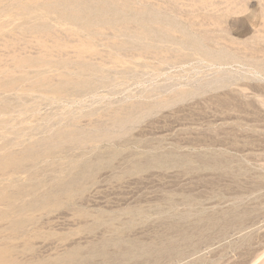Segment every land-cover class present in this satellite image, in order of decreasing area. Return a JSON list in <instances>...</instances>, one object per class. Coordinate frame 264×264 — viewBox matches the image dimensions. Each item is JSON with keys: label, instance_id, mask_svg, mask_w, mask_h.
<instances>
[{"label": "rangeland", "instance_id": "374dc122", "mask_svg": "<svg viewBox=\"0 0 264 264\" xmlns=\"http://www.w3.org/2000/svg\"><path fill=\"white\" fill-rule=\"evenodd\" d=\"M263 113L264 0H0V264H264Z\"/></svg>", "mask_w": 264, "mask_h": 264}, {"label": "bare ground", "instance_id": "6f19581e", "mask_svg": "<svg viewBox=\"0 0 264 264\" xmlns=\"http://www.w3.org/2000/svg\"><path fill=\"white\" fill-rule=\"evenodd\" d=\"M237 102H238V101H237ZM226 103H227V102H226ZM228 103H230V100L228 101ZM232 103H233V102H232ZM232 103H230V104H232ZM244 103H245V101H244ZM245 104H246V103H245ZM247 104H248V103H247ZM225 105H227V104H225ZM228 105H229V104H228ZM232 105H233V104H232ZM236 106H238V105H236ZM252 106H253V105H252ZM257 106H258V105H257ZM240 109H241V108H240ZM242 109H243V108H242ZM255 109H256V108H255ZM253 113H255V112H253ZM263 114H264V113H263ZM260 117H261V116H260ZM261 141H262V140H261ZM261 143H262V142H261ZM262 145H263V144H262ZM60 181H61V180H60ZM61 182H62V184H63V181H61ZM64 182H65V181H64ZM53 183H54V182H53ZM59 183H60V182H59ZM51 184H52V183H51ZM57 184H58V183H57ZM63 185H65V184H63ZM52 186H53V185H52ZM52 186H51V187H52ZM53 193H55V192H53ZM50 194H51V193L46 192V193L43 195L42 198L40 197L39 200L35 199L34 201H35V202L37 201V202H40V203H41L42 200L45 199V198L47 199V197H48ZM49 198H50V197H49ZM49 198H48V199H49ZM34 201H33V202H34ZM16 202H17V200H16ZM27 204H28V203H27ZM13 205H14V204H13ZM28 205H29V204H28ZM30 205H34V204H33V203H30ZM11 206H12V205H11ZM21 211H22V210H21ZM21 211H20V212H21ZM21 220H22V219H21ZM0 246H1V245H0ZM4 247H6V245H5ZM13 247H14V246H13ZM6 249H7V248H6ZM0 251H1V250H0ZM2 255H6V254L2 253ZM8 255H9V254H8ZM6 256H7V255H6ZM1 259H2V257H1ZM2 261H3V260H2Z\"/></svg>", "mask_w": 264, "mask_h": 264}]
</instances>
